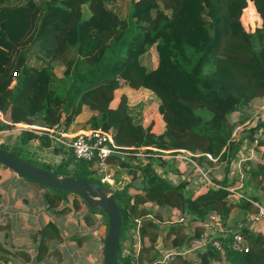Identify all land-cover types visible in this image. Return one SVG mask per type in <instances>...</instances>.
<instances>
[{
    "label": "trees",
    "instance_id": "trees-1",
    "mask_svg": "<svg viewBox=\"0 0 264 264\" xmlns=\"http://www.w3.org/2000/svg\"><path fill=\"white\" fill-rule=\"evenodd\" d=\"M246 2L0 0V109L9 121L61 122L67 128L87 106L93 113L85 129H111L120 146L176 149L193 160L188 167H201L212 181L198 180L190 167L188 174L179 173L181 158L109 155L122 212L119 264H175L183 254L161 259L186 246L211 215L217 217L211 228L223 232L210 236L223 247L193 250L194 264H264V229L253 232L247 220L264 207V160L249 157L254 141L264 143V0H250L261 18L254 32L241 18ZM58 62L61 74L56 73ZM136 91L145 95L132 101ZM153 102L164 123L159 131L154 130L155 115L146 118ZM0 127L11 125L0 122ZM50 142L45 133L23 128L11 143L0 140V146L41 167L100 182L94 161H68L63 157L68 149ZM43 149L56 153L59 161L38 159ZM71 163L73 170H68ZM27 180L44 189L45 208L57 215H74L78 201L85 205L76 216L83 228L67 242L82 246L103 230L98 238L103 243V211L75 193ZM237 181L241 196L229 189ZM233 210L244 218L233 219ZM98 216L102 220L91 229ZM39 232L40 248L62 240L50 222ZM234 232L247 237V251L229 246ZM90 245L99 263L102 248ZM47 255L59 257L58 249H48ZM177 264L192 261L183 257Z\"/></svg>",
    "mask_w": 264,
    "mask_h": 264
},
{
    "label": "rangeland",
    "instance_id": "rangeland-1",
    "mask_svg": "<svg viewBox=\"0 0 264 264\" xmlns=\"http://www.w3.org/2000/svg\"><path fill=\"white\" fill-rule=\"evenodd\" d=\"M120 1L125 5L128 0ZM244 10H246L244 16V27L248 31L254 32L255 27L257 25L259 26L255 13L251 10L250 5L249 7H245ZM153 56L155 61L156 58L154 52ZM59 63L60 62L57 63L58 65L56 64L57 74H61L62 69V66ZM119 93L120 91L117 90L113 104H115L117 101ZM144 95L145 94H143L141 91L131 92L132 101L143 98ZM85 107L88 108L87 106ZM151 113L155 115L154 130H161L164 123L161 120V117L158 115L156 104L154 102L152 104L150 103V111L147 113V119L150 118L149 115ZM0 129H2V127H0ZM17 132V130L0 131L1 142L11 143ZM251 146L252 148L250 150L249 157L254 155V157H258L261 161H263L264 143L257 145V141H254ZM38 156L43 157V155L40 154H37V157ZM182 161L187 162L188 159H183ZM242 162L243 160L240 159L238 161V165L236 166L237 168L235 167L234 169V171H237V173L241 172L239 166ZM181 167L185 168V164L182 163ZM197 169H195L194 166L190 164V170L193 176L198 177V180H202L203 176L200 174V172L198 173L199 170L197 171ZM0 173V264L3 260H6L5 257L7 256H10L13 260L21 264L23 262L24 264H50V261L52 264H79L78 261L84 262V264L87 262H94L90 253L88 254L86 251H89L90 244H96L97 250L102 248V242L98 240V238L103 233V230L99 235H97V237L94 238L93 241L90 243L85 242L84 245L80 247L76 246L74 243H68L66 241L68 237L77 235V233L83 228L81 225V219L77 218L76 216L82 214L86 210L84 204L77 200L80 207L77 210H74V215H57V213H54L53 209L45 208L46 199L44 195V189L42 187L35 185L34 183L17 175V173L12 172L9 168H6L2 165H0ZM14 176H16L19 180H14ZM236 184H238L237 186H240L239 181H237ZM232 216L233 219L244 218V215L242 214H239L238 216L237 210H233ZM101 220L102 218L100 216L95 217V225L91 226V229L97 228ZM48 222L60 229L62 240H56L53 242L51 241L50 244L48 242L44 248H40L39 231L43 226L47 225ZM263 223L264 221H262V225ZM64 241L65 243H63ZM55 247L58 249L59 257L54 255L48 256V249H53ZM2 250L6 252L2 253ZM83 251L86 253L83 254ZM100 254L101 253H99L98 257L99 260L101 259L102 255ZM185 255H190L193 260H196V255L193 253L191 254V252H188Z\"/></svg>",
    "mask_w": 264,
    "mask_h": 264
},
{
    "label": "built area",
    "instance_id": "built-area-1",
    "mask_svg": "<svg viewBox=\"0 0 264 264\" xmlns=\"http://www.w3.org/2000/svg\"><path fill=\"white\" fill-rule=\"evenodd\" d=\"M0 121L11 125V127L2 128L0 131H11V130H21L23 128H33L40 132L45 133L50 137L51 145L61 148L62 150L70 149L75 157V160L84 159L88 161H94L93 168L95 172L98 173V177L100 178V182L109 186L113 191L114 189H119V183L116 182V178L114 173L110 169V165L108 163V157L111 154H117L120 156H138L143 158L144 156H161L164 158H181V159H189L193 162L189 156L183 155L181 153H175L176 149H158L152 146H140L138 149H134V147L130 146H120L118 145L114 138L113 132L111 129L103 130L101 128H92L87 129L81 132H77L75 134H70L67 131V128L61 123L56 122L52 126H42L36 124H28L24 122H14L9 121L4 112L0 109ZM51 145L49 148H51ZM149 149L154 150L156 152H151ZM183 151V150H181ZM190 153V152H188ZM40 155L39 159H43L47 162H57L59 161V156L51 152L49 149H43L39 151ZM209 158H212L210 154H207ZM195 164V163H194ZM197 167L198 165L195 164ZM74 164L71 163L67 166L68 170H73ZM93 170V171H94ZM204 178H206L209 182L212 181L207 177L205 172H202ZM235 196H241L242 193L236 191V187L229 188ZM217 217L211 215L207 221L203 223V231L198 234H192L187 246H183L180 249L169 251L165 254V256L161 259V262H165L167 260H173L174 256L177 254H183L188 251H193L196 249L205 250L208 245H212L218 250L222 249L221 240L217 238H212L210 236L211 223L216 222ZM247 220L249 224V228L253 232L260 231V226L262 221H264V207H260L259 212H252L247 215ZM229 246L233 250L237 251H247L249 249V244L247 237L240 232H234L232 238L229 242ZM1 264H21L11 257L3 260Z\"/></svg>",
    "mask_w": 264,
    "mask_h": 264
},
{
    "label": "water",
    "instance_id": "water-1",
    "mask_svg": "<svg viewBox=\"0 0 264 264\" xmlns=\"http://www.w3.org/2000/svg\"><path fill=\"white\" fill-rule=\"evenodd\" d=\"M246 3L256 12L250 0ZM244 16L245 10L243 9L241 18ZM0 163L40 185L75 193L90 208L103 211L107 216V229L102 243L101 264H119L118 249L121 242L122 212L114 191L109 186L89 177L66 175L41 167L2 146H0Z\"/></svg>",
    "mask_w": 264,
    "mask_h": 264
},
{
    "label": "crops",
    "instance_id": "crops-1",
    "mask_svg": "<svg viewBox=\"0 0 264 264\" xmlns=\"http://www.w3.org/2000/svg\"><path fill=\"white\" fill-rule=\"evenodd\" d=\"M252 3V2H251ZM253 5V4H252ZM249 6V5H248ZM251 10L254 12V10L251 8ZM255 13V16H256V18H257V21H258V23L260 24L261 22H260V16L256 13V12H254ZM93 113V111L92 110H90L89 108H86L85 106H83V108H82V111L76 116V118H75V120L69 125V126H67V131L70 133V134H75V133H77V132H81V131H84V130H87V129H85L84 128V122L86 121V119L91 115ZM5 115V114H4ZM6 116V115H5ZM7 118V117H6ZM16 135V134H15ZM259 143H258V141H257V145H258ZM261 144H263V143H261ZM63 157L65 158V159H67L68 161H72V160H74L75 159V157H74V155L72 154V152H70V151H66L65 153H64V155H63ZM189 160V159H188ZM191 163H193L192 161H190ZM182 163H184L185 164V168H182L181 167V165H182ZM186 165H187V167H186ZM188 162H186V161H182V160H180L179 161V163H178V165H177V170H178V172L179 173H185V172H187V174H188V171H189V167H188ZM218 167H220V165H216V168H218ZM198 169L200 170V172L202 173V172H204L203 171V169L201 168V167H198ZM1 174V173H0ZM17 176V175H16ZM16 176H14V180H19ZM238 184H236L235 183V185L234 186H231V187H236ZM237 189V188H236ZM238 190V189H237ZM236 190V191H237ZM44 194V193H43ZM69 216V215H68ZM233 217V216H232ZM264 223H263V225H262V223H261V226H260V230L261 229H264ZM223 232V229L222 228H218V227H214L212 230H210V233L211 234H213V235H216V234H219V233H222ZM66 240H68V238L66 239ZM91 242V241H90ZM89 242V243H90ZM62 243V242H61ZM63 243H65V241L63 242ZM68 243H74V244H76L75 242H68ZM59 245H61L60 243H58ZM57 244V245H58ZM58 245V246H59ZM76 246H78V247H80L78 244H76ZM187 246V245H186ZM95 247L97 248V245L95 244ZM185 247V246H184ZM92 247H91V245H90V248H89V251H86L88 254L90 253V255H91V258H93V260H94V262L92 261V262H87V263H85V264H97L96 263V261H95V259H94V254H93V252H92ZM3 252H6V251H4V250H2V253ZM86 252H84L83 251V254L84 253H86ZM189 253L191 252V254L193 253V251H188ZM188 252H186V253H188ZM186 253H183V255H181V256H183L184 258H188L189 260H191L192 261V264H194V260L191 258V256L190 255H185ZM194 254V253H193ZM196 255V254H195ZM78 256V255H77ZM180 256V257H181ZM79 257V256H78ZM177 257L176 259H175V264H177V262H180V260L183 258V257ZM59 259V258H58ZM82 259V258H81ZM1 262V261H0ZM78 263L79 264H84V262H79L78 261ZM22 264H24V262L22 263ZM50 264H52L51 263V261H50Z\"/></svg>",
    "mask_w": 264,
    "mask_h": 264
}]
</instances>
